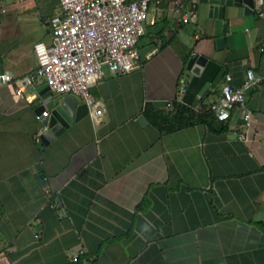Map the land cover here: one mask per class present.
<instances>
[{"label":"crops","instance_id":"crops-1","mask_svg":"<svg viewBox=\"0 0 264 264\" xmlns=\"http://www.w3.org/2000/svg\"><path fill=\"white\" fill-rule=\"evenodd\" d=\"M177 1L152 5L138 68L91 86L98 125L68 94L73 121L46 144L38 116L62 94L44 98L41 77L21 95L0 84V264H264V16L232 6L210 17L199 2L197 19L182 22ZM60 12V2L50 13L0 0V73L38 68L34 46L53 42ZM196 54L207 58L200 74L187 69ZM248 70L263 78L247 93L250 128L239 109L226 126L211 117L163 132L152 122L174 101L210 114L226 76L239 86Z\"/></svg>","mask_w":264,"mask_h":264},{"label":"built area","instance_id":"built-area-1","mask_svg":"<svg viewBox=\"0 0 264 264\" xmlns=\"http://www.w3.org/2000/svg\"><path fill=\"white\" fill-rule=\"evenodd\" d=\"M61 12L52 17L50 25L53 42L44 41L34 46L38 68L16 78L10 72L0 73V84L15 82L17 94L33 85L41 77L52 92L73 94L81 97L89 107V115L95 125L103 121L104 109L91 92V86L103 79L106 68L112 74H126L140 66V39L146 34L152 4L162 0H59ZM200 0L177 1L176 6L182 22L197 19ZM183 4L189 5L188 10ZM258 16H264V0H257L253 7ZM228 74L219 98L207 110L221 122H229L233 110L239 109L242 127L250 128L253 113L248 107L247 93L259 85L263 78L248 70L239 86L231 83ZM167 109L173 104L168 102ZM49 115L43 111L39 118ZM235 132H241L236 128ZM248 132L240 138L246 140ZM78 256V255H77ZM75 257L77 260L78 257Z\"/></svg>","mask_w":264,"mask_h":264},{"label":"water","instance_id":"water-1","mask_svg":"<svg viewBox=\"0 0 264 264\" xmlns=\"http://www.w3.org/2000/svg\"><path fill=\"white\" fill-rule=\"evenodd\" d=\"M201 3H204L209 6V15L210 17L223 18L227 12L228 7H244L246 13L251 12L255 5V0H200ZM218 47L221 48L222 45H225V38L219 37L216 39ZM207 58L204 55L196 54L193 55L187 65V69L191 70L195 74H200L205 64ZM40 94L44 98H53V92L51 91L48 84L45 82L44 85L40 87ZM68 94H62L60 97L56 98L55 101L49 104L47 107L51 110L50 117H44L45 129L42 135V139L46 144L50 141H53L56 136L61 134L66 128L72 123V107L68 104L67 96ZM66 97V98H65ZM64 100V104H60L61 99ZM73 105V104H72ZM79 109L89 110L88 105L84 102L79 106ZM139 121L142 124H146L147 120L144 115L139 117Z\"/></svg>","mask_w":264,"mask_h":264},{"label":"trees","instance_id":"trees-1","mask_svg":"<svg viewBox=\"0 0 264 264\" xmlns=\"http://www.w3.org/2000/svg\"><path fill=\"white\" fill-rule=\"evenodd\" d=\"M173 103L174 109L172 111H169L167 109V104H165L158 108L153 115L152 122L163 132H171L187 125L207 122L211 117L213 120H217L215 114L212 112L208 115L198 114L182 103L177 101H174ZM206 113H208V111ZM146 114L148 115V112ZM222 125L226 126L227 124L222 123Z\"/></svg>","mask_w":264,"mask_h":264},{"label":"rangeland","instance_id":"rangeland-1","mask_svg":"<svg viewBox=\"0 0 264 264\" xmlns=\"http://www.w3.org/2000/svg\"><path fill=\"white\" fill-rule=\"evenodd\" d=\"M37 4L43 8V11L44 12H50V13H53V11H55V9L58 7L59 5V0H36ZM153 5V4H152ZM200 5H202L200 3ZM59 9V8H58ZM152 9V6L150 8V13H151V10ZM150 15V14H149ZM51 20V19H50ZM191 26V25H190ZM193 27V26H192ZM48 28H50V30H52V27L51 25L48 26ZM199 30L201 32V30H203L201 27H199ZM204 31V30H203ZM202 31V33H203ZM140 44H139V47H140V50H141V55L142 57L145 56V54L147 53V48L149 46V37L148 35L144 36L142 39H140ZM106 71H109L108 68H106Z\"/></svg>","mask_w":264,"mask_h":264}]
</instances>
